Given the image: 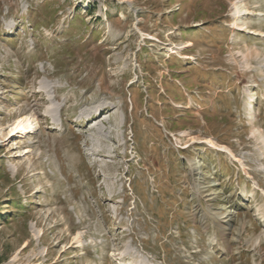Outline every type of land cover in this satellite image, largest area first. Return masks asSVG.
Here are the masks:
<instances>
[{
	"label": "rangeland",
	"instance_id": "rangeland-1",
	"mask_svg": "<svg viewBox=\"0 0 264 264\" xmlns=\"http://www.w3.org/2000/svg\"><path fill=\"white\" fill-rule=\"evenodd\" d=\"M0 264H264V0H0Z\"/></svg>",
	"mask_w": 264,
	"mask_h": 264
},
{
	"label": "bare ground",
	"instance_id": "bare-ground-1",
	"mask_svg": "<svg viewBox=\"0 0 264 264\" xmlns=\"http://www.w3.org/2000/svg\"><path fill=\"white\" fill-rule=\"evenodd\" d=\"M100 116H101L100 118H103L104 113ZM13 130H19L21 131V133L26 134L29 131L33 130V125H32V122L29 121L28 117H25L16 122Z\"/></svg>",
	"mask_w": 264,
	"mask_h": 264
}]
</instances>
